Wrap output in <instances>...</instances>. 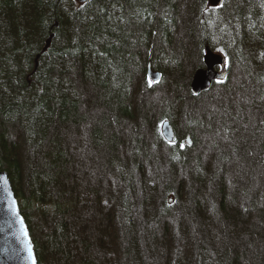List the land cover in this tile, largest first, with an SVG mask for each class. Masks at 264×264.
<instances>
[{"label": "trees", "instance_id": "16d2710c", "mask_svg": "<svg viewBox=\"0 0 264 264\" xmlns=\"http://www.w3.org/2000/svg\"><path fill=\"white\" fill-rule=\"evenodd\" d=\"M179 22L189 27L182 44L173 42ZM205 46L225 55L228 71L234 64L235 78L222 82L224 94L216 103L208 101V91L192 94L186 82L185 97L201 99L199 107L187 110L183 91H172L167 109L178 108L195 145L197 132L212 136L214 154L208 159L188 153L178 140L168 143L167 163L184 172L181 179L164 180L156 171L140 188L134 166L115 156L124 143L119 129L129 132L134 157L142 154L133 99L152 90L147 64L160 79L182 66L191 76L203 66ZM189 50L187 66L182 58ZM171 114L162 118L175 129ZM252 114L264 120V0H222L217 6L208 0H0V170L8 174L38 264L43 258L51 264H106L108 252L122 254L112 264H190L182 253L194 243V264H264V128L251 123ZM77 149L90 151L100 174L115 170L118 194L104 199L102 179L94 186L82 180ZM257 169L263 171L259 182L251 177ZM136 190L156 203L148 217L132 200ZM183 192L192 205L186 212L191 225L177 209L173 229L160 230L158 217ZM76 193L84 204L77 212L64 200ZM236 197L243 201L237 207ZM110 201L116 207H108ZM31 204L42 211L41 232L31 226ZM203 210L221 213L217 246L212 239L206 243L214 228L204 225L199 241L194 234Z\"/></svg>", "mask_w": 264, "mask_h": 264}, {"label": "rangeland", "instance_id": "374dc122", "mask_svg": "<svg viewBox=\"0 0 264 264\" xmlns=\"http://www.w3.org/2000/svg\"><path fill=\"white\" fill-rule=\"evenodd\" d=\"M181 24H182V22L181 23L179 22L177 25V28H175L174 34H176L177 36L173 39V42L175 41V43H176L180 40V43L182 44L183 39L180 36L182 34L183 35L187 34L189 32L188 31L189 27L186 26L184 23H183L184 24L183 27H181ZM188 52H190V53H188ZM192 57H193L192 52L190 50L186 51V56L184 58H182V62H184V65L186 64L188 66V64L191 63ZM225 65H226V69H227V66H229V63L226 60H225ZM235 68L236 67L234 66V64H231L229 71H228L229 75L226 76V80H221V81L222 82L232 81L236 76V69ZM186 71H187V68H185V66H182L181 69H178V71L177 70L166 71V73L162 76L161 79L157 78V81L152 80L148 76L147 83L146 82L145 83H146L147 87L149 89H152V90L149 92L148 91H140L141 94L139 92L138 96L134 97V99H133L134 106L136 105L134 112H135V115L137 116L135 121H136L137 125H140V129L138 130V132H139L138 137L140 138V146L143 149L142 154L140 156L134 157L133 151H130V146H131V145L129 146V144H130L129 143V139H130L129 137L130 136H129V132L128 133L126 132L127 129H123V130L119 129L120 133L122 131L121 136L123 138L124 143H123L121 149L119 150L120 152H117L115 157H118L117 159H119V162H120V160L122 162H125L127 164V168H129V169L133 168V166H134V172L138 176V180L136 181V184L140 188H141V186L138 183L143 185L144 180L150 179L153 176L156 177V175H155L156 171L160 173V176L162 178H164V180L166 179L169 181H170V179H174L173 177H177V175L181 179V175L184 174V172H180V170H177V167H176V169L170 168L169 164L167 163L166 154L168 152V147L170 148V146L168 145V142H166L162 138V136H161V138L159 137L158 132H157V127L160 130V124H161L162 117L164 116V114L166 115L167 113H171V112L176 113L175 115L171 114L170 116L173 119V122L175 124L174 126L176 127L175 128L176 133L179 136L178 142L180 141V146H182L183 148H186L188 153L199 152L201 154H204V156L208 159H210L211 156L214 154V148L211 149V145L213 142L212 136H210L208 133H205L204 131L197 132V137L199 138V142L195 145L194 140H193L194 138H192L191 132L188 131L186 126L184 128L185 118L183 119L180 112L178 111V108L173 107V108H169L170 110L167 109L168 103H169L168 99L170 97H173L172 91H173V93L174 92L181 93L183 91L182 98L185 99V105L188 108L187 110L193 112L197 106L199 107V103L201 102V99L193 98V96H191V95H190L191 97H185L187 95H186L185 91L183 90L182 85L186 84V82L190 83L189 81L193 77V74L191 76H188L189 70H188V72H186ZM222 82L214 83V85H212V87L208 89V93H209L208 101L212 97L215 101L213 103H216V101H217L216 96L218 94L223 96L224 93H222L220 90L221 86H222L221 84H223ZM231 83H233V82H231ZM237 95L239 96V94H237ZM139 96H140V99H139ZM222 98L223 97H221V99ZM238 98H239V100L243 99L241 96H239ZM240 98H242V99H240ZM183 105H184V103H183ZM208 105H210V104H208ZM202 108L204 109L205 106H203ZM206 108H207V106H206ZM206 108H205V111H206ZM234 109H235V106H234ZM175 110L177 112H175ZM199 111L201 112V109H199ZM160 115H162V116L160 117V120H158ZM251 116H252V117H250L251 123L252 124L257 123V122L262 123L263 127L262 126L261 127L263 129L264 128V120H260L258 114H256V115L252 114ZM147 117H149L150 119L152 118V120H151L152 129H151V127H149V118H147ZM210 117H211V115L209 116V118ZM126 127L127 126H124V128H126ZM216 127H218V126H216ZM83 133H84V131L81 133V135ZM187 137L189 139V143L187 141ZM125 140H127L126 143H125ZM144 144H146L145 149H144ZM208 145H209V147H208ZM77 150H78L79 159L80 158L82 159V161H80V162L81 163L83 162V164H84V167H82V170L79 169V171L81 173L80 175L82 176V180H84V182L88 181L89 185L94 186L96 184V182H98V180L100 181V179H102V182H101V184H102L101 192L102 193H101V195L103 194L104 199H105V197H107V194H110L112 192L114 193L116 191L114 194H118L119 191L116 190L118 186L115 185V182H116L115 170L109 169L106 172L104 171V173L102 171L100 174V171H99V169L101 167L100 162L98 160H95V159H90V157H89L90 151L89 152L87 150L85 151V149H83V150L77 149ZM82 151H83V153H82ZM145 152L149 154L148 157H147ZM132 156L136 159H134ZM117 159L112 160V163H113L112 165H116ZM208 159H206V163L204 164V167L206 168V170L208 169L207 171L210 172L212 169V165L210 163H208L209 162ZM153 161H156V163H158V164H154ZM178 169H179V167H178ZM262 172L263 171H260V169H257L256 171L252 170L251 171V177L253 178V180H255V181L258 180V182H259L260 178L258 176ZM87 178H89L90 180H86ZM255 183L256 182H254V186H255ZM159 185H162L161 181H160ZM156 186H158L157 183L154 185L155 189H157ZM65 189H66V187H65ZM140 192L141 191L138 192V190H136L133 193V195L135 197L132 200L135 201L136 206L140 210H142V211L145 210L144 215L148 217L150 215L148 210L150 209L151 210L150 212H153V210H155L156 203L153 202L151 204L150 202L147 203L146 201H144V192H141V193ZM158 192H160V190L155 193L156 197H159ZM77 195H78V193H76L75 196L69 195L68 197H64V200L66 202L65 203L66 208H68L70 210L71 209L75 210L77 212L78 210H80V208L84 207V204L80 203V199H79V197H77ZM100 196H99V201L102 202L104 199L101 200ZM112 198L114 199V195H112ZM176 200H177V204L175 205V207L172 205L170 206V208H169L170 211L168 212L167 215H164V216L162 215V216L158 217V226H159L160 230L163 229L166 225L168 227V228L166 227L167 232L170 229H173L172 227H174V224H173L174 222H172V218H173V215L176 214V212H173V211L178 209V212H182V214L185 215L187 210L190 207L192 208V205L189 202L190 197H189V194H187V192H186V194H184V192H183L181 195H179L178 198H176ZM110 202L113 205H111V206L108 205V207H111V208H112V206L116 207V205L113 203V201H110ZM242 202L243 201H241L240 198L236 197V199H234L232 201V204L235 207H237V205H242ZM39 208L40 207H38V208L32 207V204L29 206V208H27V214L30 215V223H31V226L33 228H35V232L37 231V229L39 230V232L42 231L41 221L43 220V218H42L43 216L41 213L42 211L39 210ZM98 208H100V207H98ZM109 210L111 211V209H109ZM198 216H199L200 222H201V225L198 228V230L202 236H200L199 233L194 232V234L197 238V241H199L200 238H202L204 236L203 233L205 231L203 230L204 229L203 227L205 225L207 228H212V229L214 228V230H215L214 233L212 232L211 238L206 240L207 241L206 243L208 245H210L212 242L211 241V239H212L213 240V242H212L213 246H217V244L219 242L218 241L219 240L218 231H219L220 224L222 221L221 213L220 214L217 213L215 216H210L209 213H207L206 211L203 210L201 212V214ZM182 217L183 218L181 219V221L184 222L187 225V227H189L191 225L190 224L191 221H190L189 216H187V214H186V216H182ZM195 217H196V215L193 218H195ZM141 221L144 222L145 219L143 218V219H141ZM169 221H171V222H169ZM196 224H199V222L196 221ZM161 232L163 233V231H161ZM209 232H211V229L207 231V234ZM162 233H161V236L163 237ZM208 235H210V234H208ZM186 246L187 247H184V250H186V252H184V250H183L182 256L185 258V260L188 259L189 262L191 261L190 264H194L196 254H197V249H198L197 245L194 243L193 246H192V244H189V245L187 244ZM107 255H108L107 257L106 256L104 257V262L106 264L107 263L112 264L114 258L116 257V259H117L122 254L119 255L118 253L108 252ZM117 255H119V256H117ZM109 256H111V257H109ZM41 264H51V263H50V261L47 260V258L46 259L43 258V261Z\"/></svg>", "mask_w": 264, "mask_h": 264}, {"label": "water", "instance_id": "95a60500", "mask_svg": "<svg viewBox=\"0 0 264 264\" xmlns=\"http://www.w3.org/2000/svg\"><path fill=\"white\" fill-rule=\"evenodd\" d=\"M77 1L83 3L88 0ZM209 1L215 6L222 0ZM203 64L204 68L197 69L191 79L189 89L193 94L207 91L212 80L225 76L222 56L208 46L203 54ZM216 65L222 66L220 71L214 70ZM147 73L153 80L159 77V72L152 70L150 66ZM161 132L166 140L173 141V130L167 120L162 122ZM187 141L189 143L188 137ZM0 264H38L31 234L19 210L8 174L4 170H0Z\"/></svg>", "mask_w": 264, "mask_h": 264}, {"label": "bare ground", "instance_id": "6f19581e", "mask_svg": "<svg viewBox=\"0 0 264 264\" xmlns=\"http://www.w3.org/2000/svg\"><path fill=\"white\" fill-rule=\"evenodd\" d=\"M200 67H198V68H196L194 71H193V73L192 74H194V72L197 70V69H199Z\"/></svg>", "mask_w": 264, "mask_h": 264}, {"label": "snow or ice", "instance_id": "6c2138e0", "mask_svg": "<svg viewBox=\"0 0 264 264\" xmlns=\"http://www.w3.org/2000/svg\"><path fill=\"white\" fill-rule=\"evenodd\" d=\"M31 255V254H30Z\"/></svg>", "mask_w": 264, "mask_h": 264}]
</instances>
